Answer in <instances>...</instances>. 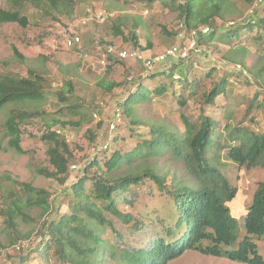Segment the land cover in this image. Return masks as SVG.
Returning a JSON list of instances; mask_svg holds the SVG:
<instances>
[{"label": "rangeland", "instance_id": "374dc122", "mask_svg": "<svg viewBox=\"0 0 264 264\" xmlns=\"http://www.w3.org/2000/svg\"><path fill=\"white\" fill-rule=\"evenodd\" d=\"M30 1L32 3L27 0H0V9L19 10L28 22L25 28L17 23L0 24V74L13 73L26 77L32 71L45 77L47 94L40 102L9 104L0 110V206L4 204V195L11 191L24 199L26 195L22 185L30 184L50 194L51 210L47 217H60L69 213L73 204L70 191L66 189L78 182L83 176V170L87 167L89 173L83 187L85 192L91 189L89 176L95 173L101 175L102 168L98 170L96 166H89L91 160L96 158L100 167H103L104 161L113 153L126 155L136 147H141L142 156L135 158L131 164L123 162L115 171L107 172L106 175L116 178L151 167L165 179L169 188L174 184L194 186L196 182L184 163L175 159L170 149H159L156 155H149V143L159 136L160 128L183 139L185 129L182 117L198 122L202 94L209 93L218 83V77L226 74L217 71L215 67L232 71L244 66L247 77H239L242 83H231L232 86L225 87V94L217 98L212 107H205V114L216 127L213 144L205 151L206 160L215 165L229 184L237 189L235 198L228 204L231 215L237 220L236 239L229 246H222L220 256L186 250L167 264H247L228 259L226 252L236 250L245 235L243 217L258 184L264 181V168L246 169L239 166L228 159L227 148L230 144H237L236 141H230V134L236 135V130L259 135L264 133V42L254 44L250 40L251 34L244 33L240 40L233 39L228 43L223 32L229 23L241 21L248 16L256 0H195L194 22L204 17L211 6L218 7L220 15L216 22L218 31L214 40L207 44L203 42L201 46L204 53L201 59L189 69L188 81L199 84L197 97L186 99L189 98V88L181 80L173 81L171 77L165 79L158 74L173 66L170 65L172 63H158L153 70L159 75L158 78L154 75L151 79L140 81L139 85L142 86L138 93L142 94V98L130 105V115L123 117L112 132L109 131V125L114 109L131 90H136L134 83L141 69L137 62L120 63L109 57L104 60L107 48L135 50L144 58H153L186 38L179 35L181 19L177 13L164 7L162 0H156L149 6L145 4L146 0H60L58 7L47 0ZM117 24L121 25L122 34L115 36L113 26ZM134 29L136 38L132 39ZM73 34L78 35L81 45L67 48L66 40ZM209 36L205 38L209 39ZM14 49L24 59L17 57ZM240 62L242 66L236 65ZM178 65L184 66L183 63ZM174 74L179 75L177 72ZM231 80H234L233 75ZM68 81L74 88L76 97L72 101L79 105L80 115L65 110L63 104L54 97V92ZM162 86L166 88L165 92L155 94L154 91ZM181 99L186 100L185 106L179 104ZM93 106L100 107L101 111L95 117V112L91 113L89 108ZM19 109L31 114L39 113V116H33L21 126L23 154L9 148L4 135V122L11 111ZM57 119L66 122L82 121L80 126L69 124L61 128L52 125L54 130L60 129L69 146L73 157L70 167H79L77 172L69 168L64 186L38 174L39 170L53 171L46 155V146L39 138L47 124H54ZM99 121L102 127L97 129ZM91 133L96 137L93 143L89 140ZM116 206L122 213L131 215V220L124 223L116 216L105 213L111 226L92 223L95 235L101 241L95 244V253L90 255L94 264H124L118 259L124 251L148 249L154 239L166 237L167 225L173 229L176 218L173 200L159 191L150 180L131 187L127 194L118 195ZM29 211L33 220L21 225L20 230L23 233L32 232V238L21 242L20 249L1 248L13 236L6 234L3 218L0 217V264H11L12 259L29 249L34 251L28 255L25 264H70L61 262L54 246L44 252L39 238L43 220L38 218L37 208ZM253 241L264 260V234L260 238L255 237ZM207 244L203 242V245Z\"/></svg>", "mask_w": 264, "mask_h": 264}, {"label": "trees", "instance_id": "16d2710c", "mask_svg": "<svg viewBox=\"0 0 264 264\" xmlns=\"http://www.w3.org/2000/svg\"><path fill=\"white\" fill-rule=\"evenodd\" d=\"M27 1L32 3L30 0ZM47 1L54 7L61 4H59L60 0ZM154 1L156 0H146L145 4L149 6ZM162 3L169 11L177 13L181 19V24H184L188 29L199 26L209 27V39L200 35L198 38L200 45H203V42L207 44L214 40L216 31H218L216 22L219 20L217 18H220L217 12L218 7H209L204 17L194 22L195 0H162ZM252 8V14L249 13L248 16L227 27V30L223 32L226 42L231 43L233 39L240 40L244 33L251 34L250 40L254 44L260 45L259 42H264V0L257 6L254 2ZM1 23H17L23 28L28 26L27 17L19 10L0 9ZM120 28V24L113 26L115 36L122 34ZM176 35L177 33L173 36ZM131 37L132 39L136 38L135 29ZM14 54L20 59H24L15 49ZM113 58L115 57L109 56L110 60ZM115 59L120 63L126 62L118 58ZM168 62L172 63L170 65L173 66L168 64L170 67L158 74L163 75L165 79L171 77L172 80L174 76H178L176 80H181L182 84L189 88V98L186 99L190 100L197 97L196 90L199 84L195 81H188L189 69L193 68L195 63L191 60L186 62L177 59H171ZM179 63H183L184 66L178 65ZM236 65L242 66V63ZM215 69L224 71L226 74L218 77V83L209 93L202 94L203 100L199 107L198 122L182 117L185 129L183 139H178L164 128L158 129L159 136L149 143L150 147L147 149L149 155H156L160 151L159 149H170L174 158L184 163L188 173L196 182L194 186L174 184L169 188L165 179L151 167L116 178L106 175L107 172L115 171L123 162L131 164L135 158L142 156L141 147H136L126 155L120 152L113 153L109 159L104 161L103 167H100V163L94 158L89 162V166H96L98 170L102 168L100 170L102 171L101 175L95 173L93 176H89L92 185L91 189L85 192L83 187L89 173L87 167L83 170V176L78 182L66 189L70 191L73 204L70 206L69 213L60 217L51 215L47 217L51 210L50 194L44 189L23 184L26 195L24 199L14 191L4 195L5 201L0 206V217L3 218L6 234H11L13 238L8 241L6 246L0 245L1 248L15 247L32 238V232L23 233L20 226L28 220H33L29 215V210L37 208L38 218L43 220V228L39 232V238H41L40 246L45 253L55 247L57 257L62 263L94 264L90 255L95 253V244L101 243V241L99 237H96L92 223L94 222L95 225L99 226L110 225L111 223L106 218L105 213L116 216L124 223L130 222L131 215L124 214L117 208L116 197L127 194L131 187L141 185L145 180H150L159 191L166 193L173 200L176 212L173 229H170L172 226L167 225L165 238L154 239L148 249L126 250L118 258L119 261L124 264H167L181 256L186 250H196L201 254L220 256L222 246H229L236 239L237 220L231 215L228 204L235 198L237 189L229 184L227 178L221 174L215 165L206 160L205 151L213 144L216 127L212 119L205 114V107H212L215 100L225 94V87H231L233 83H242L239 77L245 79L247 72L244 66L240 70L232 69V71L221 70L218 67ZM215 69L211 71L216 72ZM176 72L179 75H175ZM158 74L153 72L145 78L138 76L134 83L137 87L136 90H131V93L122 103L117 105L121 110L122 118L126 115L129 116L130 105L142 98V94L138 93L141 90L139 87L142 86L139 85L140 81L151 79L154 75L158 78ZM232 75L234 80H231ZM45 82V77L32 71H29L26 77L13 73L0 74V110L9 104L28 105L42 101L47 94ZM165 90L166 88L162 86L156 89L154 93L162 94ZM54 97L63 104L65 110L74 115H80L78 112L79 105L72 101L76 96L71 82H65L58 91L54 92ZM179 104L185 106L186 100L181 99ZM83 108L86 107L83 106ZM89 108L91 113H101L100 107ZM33 116H39V113L31 114L19 109L11 111L4 122V135L8 140L7 145L18 154L25 153L21 147V126ZM81 123V120L79 122H66L57 119L54 124H47L46 130L39 140L46 146V155L53 171L39 170L38 174L55 180L62 186L66 184L73 157L60 129L54 130L52 127L58 125L65 128L69 124L80 126ZM96 127L100 129L102 122L99 121ZM244 131L236 130L234 136L230 134V141H236L237 144L228 146V159L246 169L264 168V133L259 135ZM95 139L96 137L91 133L89 140L93 143ZM95 147L97 146L95 145ZM243 218L245 235L239 242L237 249L227 251L226 255L232 261L264 264L263 258L257 251L256 243L253 241L255 237L260 238L264 234V181L260 182L254 191L251 203ZM203 242L208 244L203 245ZM91 244L94 245L91 246ZM33 251L34 249L24 251V254L12 259L10 263L15 264V260H18L17 264L27 263V257Z\"/></svg>", "mask_w": 264, "mask_h": 264}, {"label": "built area", "instance_id": "2783aa9c", "mask_svg": "<svg viewBox=\"0 0 264 264\" xmlns=\"http://www.w3.org/2000/svg\"><path fill=\"white\" fill-rule=\"evenodd\" d=\"M262 0H256V6L261 3ZM250 14L253 13V8L249 12ZM229 26H232L234 23H229ZM228 26V27H229ZM180 36H185V39H182L179 44L172 45L169 48L165 49L164 52L157 54L155 57H147L144 58L135 50H115L113 47H108L106 50V55L104 57V60L107 59V57H115L120 60L124 61H132L137 62L139 65V68L141 69V72L139 76L145 78L149 74L153 73V70L158 63L167 62L171 59H177L180 61H193L196 65L197 61L201 59L204 49L199 44L198 38L200 35L207 36L210 33L209 27L206 26H200L197 28H191L188 29L184 24L180 25L179 28ZM81 45V40L78 37V35L73 34L71 37H69L66 40V47H77ZM241 69V68H240ZM239 69V70H240ZM175 80L178 79V76L173 77ZM93 116H96V113L93 114ZM113 119L109 125V131L112 132L116 129V127L122 122V113L120 108L117 106L114 109ZM106 148V146H104ZM95 150V148H94ZM70 170L72 172H77L79 170V167L76 165H72L70 167ZM22 246L21 244H18L15 246L16 249H20ZM24 246V244H23Z\"/></svg>", "mask_w": 264, "mask_h": 264}, {"label": "crops", "instance_id": "0c3cea01", "mask_svg": "<svg viewBox=\"0 0 264 264\" xmlns=\"http://www.w3.org/2000/svg\"><path fill=\"white\" fill-rule=\"evenodd\" d=\"M231 203V202H230ZM237 214H239V212L237 211Z\"/></svg>", "mask_w": 264, "mask_h": 264}]
</instances>
